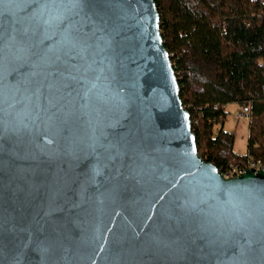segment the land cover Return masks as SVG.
<instances>
[{
	"label": "water",
	"instance_id": "water-1",
	"mask_svg": "<svg viewBox=\"0 0 264 264\" xmlns=\"http://www.w3.org/2000/svg\"><path fill=\"white\" fill-rule=\"evenodd\" d=\"M154 0H0V264H264V170L197 152Z\"/></svg>",
	"mask_w": 264,
	"mask_h": 264
},
{
	"label": "trees",
	"instance_id": "trees-1",
	"mask_svg": "<svg viewBox=\"0 0 264 264\" xmlns=\"http://www.w3.org/2000/svg\"><path fill=\"white\" fill-rule=\"evenodd\" d=\"M154 3L198 155L223 174L247 160L264 165V0ZM228 104L248 117L245 155L223 129Z\"/></svg>",
	"mask_w": 264,
	"mask_h": 264
},
{
	"label": "rangeland",
	"instance_id": "rangeland-1",
	"mask_svg": "<svg viewBox=\"0 0 264 264\" xmlns=\"http://www.w3.org/2000/svg\"><path fill=\"white\" fill-rule=\"evenodd\" d=\"M224 110L227 115L223 122V129L233 135V151L239 155H245L248 140V117L242 114L244 109L238 104H228ZM219 127L220 125H217L216 129Z\"/></svg>",
	"mask_w": 264,
	"mask_h": 264
},
{
	"label": "built area",
	"instance_id": "built-area-1",
	"mask_svg": "<svg viewBox=\"0 0 264 264\" xmlns=\"http://www.w3.org/2000/svg\"><path fill=\"white\" fill-rule=\"evenodd\" d=\"M262 92L264 95V86L262 87ZM247 117V115H244ZM254 169V170H264V165L260 161L247 160L242 166H231L226 173V177H235L240 174L245 173V171Z\"/></svg>",
	"mask_w": 264,
	"mask_h": 264
}]
</instances>
